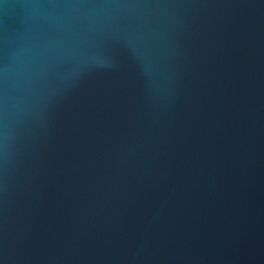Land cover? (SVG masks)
<instances>
[{
  "label": "water",
  "instance_id": "95a60500",
  "mask_svg": "<svg viewBox=\"0 0 264 264\" xmlns=\"http://www.w3.org/2000/svg\"><path fill=\"white\" fill-rule=\"evenodd\" d=\"M0 264H264V0H0Z\"/></svg>",
  "mask_w": 264,
  "mask_h": 264
}]
</instances>
